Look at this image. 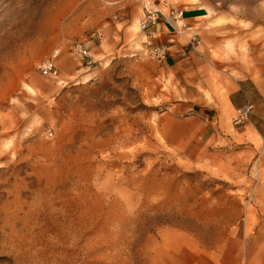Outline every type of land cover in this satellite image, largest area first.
Here are the masks:
<instances>
[{
	"label": "rangeland",
	"instance_id": "rangeland-1",
	"mask_svg": "<svg viewBox=\"0 0 264 264\" xmlns=\"http://www.w3.org/2000/svg\"><path fill=\"white\" fill-rule=\"evenodd\" d=\"M171 1L150 3L168 13ZM121 4L0 0V264H264V106L235 125L223 83L240 76L212 66L204 95L219 121L167 133L178 83L145 50L113 56L90 37ZM183 4L264 25V0ZM56 50L58 76L44 75Z\"/></svg>",
	"mask_w": 264,
	"mask_h": 264
},
{
	"label": "crops",
	"instance_id": "crops-1",
	"mask_svg": "<svg viewBox=\"0 0 264 264\" xmlns=\"http://www.w3.org/2000/svg\"><path fill=\"white\" fill-rule=\"evenodd\" d=\"M120 7L122 11L118 18L114 17L107 28L100 27L98 30L101 40L105 39V49L110 50L113 56L138 49L139 55H143V34L132 39L127 30V25L133 20V10L139 9V0H122ZM167 8L168 13H164V17L151 27L156 42L169 47L165 59L157 61V75L162 74L178 83L179 90H183V97L168 106L166 132L171 131V122H189L196 116L202 117L206 123L219 121L217 110L214 105L206 103L204 95V90H208L211 83L210 68L216 65L221 67L224 78L229 75L240 76L234 79L235 83H223L227 108L237 112L250 103L254 109L248 113L247 119L255 121L257 110L264 106V37H256L260 30H264V25L257 26L258 20L253 16L244 19L242 24H233L223 15L209 14L208 6L186 5L183 0H173ZM179 11L182 14L177 16ZM193 37H196L198 44L190 46ZM98 50L94 55L103 52L102 55L106 57L104 51ZM227 69L232 72H226ZM179 115L182 119H176ZM167 139L178 147H187L185 137L184 141L177 142L178 138L167 134Z\"/></svg>",
	"mask_w": 264,
	"mask_h": 264
},
{
	"label": "built area",
	"instance_id": "built-area-1",
	"mask_svg": "<svg viewBox=\"0 0 264 264\" xmlns=\"http://www.w3.org/2000/svg\"><path fill=\"white\" fill-rule=\"evenodd\" d=\"M143 9H142V18L138 22V30L143 34V47L146 54L158 61L165 59L167 54L169 53V47L165 43H159L155 40L154 32L151 30L159 18L164 17V12L160 7L150 3V0H143ZM181 11L177 12L176 15L180 16ZM92 38H99L100 32L98 30L92 31L90 34ZM190 46L192 44L197 45L198 40L196 37L191 39L189 42ZM74 51L82 58H89V50L86 44L82 41H76L72 45ZM58 50L54 51L53 54L45 60L44 63L41 64V71L44 75L50 77L58 76V69L54 64V58L57 56ZM86 64H91V60L87 59ZM252 104L247 103L244 107L237 110L236 116L233 119L235 125L242 123L244 120L248 118V113L252 110Z\"/></svg>",
	"mask_w": 264,
	"mask_h": 264
}]
</instances>
